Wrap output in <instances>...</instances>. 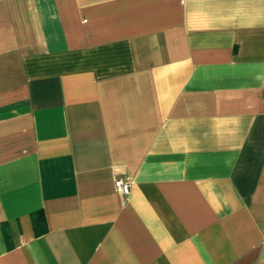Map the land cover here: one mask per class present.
Segmentation results:
<instances>
[{"label":"crops","instance_id":"crops-1","mask_svg":"<svg viewBox=\"0 0 264 264\" xmlns=\"http://www.w3.org/2000/svg\"><path fill=\"white\" fill-rule=\"evenodd\" d=\"M0 264H264V0H0Z\"/></svg>","mask_w":264,"mask_h":264},{"label":"built area","instance_id":"built-area-1","mask_svg":"<svg viewBox=\"0 0 264 264\" xmlns=\"http://www.w3.org/2000/svg\"><path fill=\"white\" fill-rule=\"evenodd\" d=\"M114 188L121 195L126 196L130 191V183L127 179L121 177L114 178Z\"/></svg>","mask_w":264,"mask_h":264},{"label":"trees","instance_id":"trees-1","mask_svg":"<svg viewBox=\"0 0 264 264\" xmlns=\"http://www.w3.org/2000/svg\"><path fill=\"white\" fill-rule=\"evenodd\" d=\"M32 221L36 233L43 232L45 228V218L42 211H36L32 213Z\"/></svg>","mask_w":264,"mask_h":264}]
</instances>
